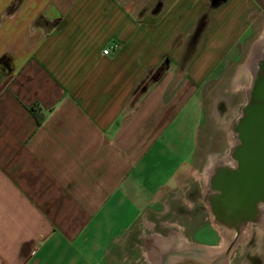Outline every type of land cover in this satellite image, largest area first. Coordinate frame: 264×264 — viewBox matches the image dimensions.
<instances>
[{"label": "crops", "instance_id": "crops-1", "mask_svg": "<svg viewBox=\"0 0 264 264\" xmlns=\"http://www.w3.org/2000/svg\"><path fill=\"white\" fill-rule=\"evenodd\" d=\"M243 1L0 0V264L234 261L251 234L227 249L211 222L215 243L193 242L205 224L189 237L168 213L194 185L208 209L227 164L197 155L199 89L247 29Z\"/></svg>", "mask_w": 264, "mask_h": 264}, {"label": "rangeland", "instance_id": "rangeland-1", "mask_svg": "<svg viewBox=\"0 0 264 264\" xmlns=\"http://www.w3.org/2000/svg\"><path fill=\"white\" fill-rule=\"evenodd\" d=\"M240 3L244 7L240 25L241 28L245 25L247 31L243 30L242 33L241 29L240 33L236 34H241L239 41L234 45L235 47L228 48L227 54H223L225 58L222 64L208 66L206 79L199 89L203 113L207 121L206 126L199 130L196 151L201 157V162L206 161L208 166L214 159H219L229 151L233 136L232 126L246 103L254 62L257 60L259 50L264 46V1L246 0ZM196 51L193 50V53ZM220 53L221 50L218 51L217 56H221ZM211 168L209 166L208 170L210 171ZM198 190L194 185L191 191L194 203L192 209L175 201L170 207L168 216L175 218L190 216L192 222L185 226L187 228L185 235L189 237H193L199 227L205 224L200 232L195 233L193 242L215 243V234L206 226L211 224L212 218L208 209L198 202L200 198ZM179 226L183 227V225ZM177 231L182 230L179 228ZM242 232L251 234V239L238 247L240 254L229 264H264V213L256 225H248ZM257 238H262L261 243ZM190 251L193 256H197L202 250L192 248ZM237 253L238 250L234 254Z\"/></svg>", "mask_w": 264, "mask_h": 264}, {"label": "water", "instance_id": "water-1", "mask_svg": "<svg viewBox=\"0 0 264 264\" xmlns=\"http://www.w3.org/2000/svg\"><path fill=\"white\" fill-rule=\"evenodd\" d=\"M219 0H215L217 3ZM234 143L227 164H218L208 177L205 202L212 224L233 237L262 218L264 205V46L258 52L246 103L232 126Z\"/></svg>", "mask_w": 264, "mask_h": 264}, {"label": "flooded vegetation", "instance_id": "flooded-vegetation-1", "mask_svg": "<svg viewBox=\"0 0 264 264\" xmlns=\"http://www.w3.org/2000/svg\"><path fill=\"white\" fill-rule=\"evenodd\" d=\"M213 228V227H212ZM215 230V229H214ZM216 232V234H223V232H220L219 230L217 231V230H215ZM224 235V234H223ZM192 248H196V249H199V247H192ZM209 248V247H208ZM215 249V248H214ZM200 250V249H199ZM211 251H213V252H215V251H217V249L216 250H211ZM199 254V253H198ZM206 260H205V258H204V256L203 255H197V256H193V258H192V260H191V262H192V264H204V263H206L205 262ZM198 262H200V263H198ZM177 264H180V263H177Z\"/></svg>", "mask_w": 264, "mask_h": 264}, {"label": "bare ground", "instance_id": "bare-ground-1", "mask_svg": "<svg viewBox=\"0 0 264 264\" xmlns=\"http://www.w3.org/2000/svg\"><path fill=\"white\" fill-rule=\"evenodd\" d=\"M231 140H232V144L234 143V139H233V136H232V138H231ZM224 162H227V160L225 159L224 160ZM264 213V205L262 206V214ZM251 225H253V224H251ZM249 229V228H248ZM245 230V229H244ZM244 234H245V232H244ZM228 241H231L230 239H228L227 241H222V245L224 244V247H222V245L219 247V248H203V249H207L208 251H211V250H224V248H226L225 246L229 243ZM188 246V245H187ZM199 249H201L200 247H199ZM203 256H204V253H203ZM198 263H200V262H198ZM204 264H206V263H204Z\"/></svg>", "mask_w": 264, "mask_h": 264}, {"label": "built area", "instance_id": "built-area-1", "mask_svg": "<svg viewBox=\"0 0 264 264\" xmlns=\"http://www.w3.org/2000/svg\"><path fill=\"white\" fill-rule=\"evenodd\" d=\"M118 49V44L116 42H111L107 47H105L102 50V55L103 56H108L111 51L117 50Z\"/></svg>", "mask_w": 264, "mask_h": 264}, {"label": "trees", "instance_id": "trees-1", "mask_svg": "<svg viewBox=\"0 0 264 264\" xmlns=\"http://www.w3.org/2000/svg\"><path fill=\"white\" fill-rule=\"evenodd\" d=\"M34 24L39 27H51L54 25V23H51L44 19L43 17H39L35 20Z\"/></svg>", "mask_w": 264, "mask_h": 264}]
</instances>
